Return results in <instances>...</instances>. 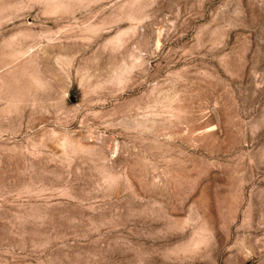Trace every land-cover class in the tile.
Masks as SVG:
<instances>
[{"label":"rangeland","instance_id":"obj_1","mask_svg":"<svg viewBox=\"0 0 264 264\" xmlns=\"http://www.w3.org/2000/svg\"><path fill=\"white\" fill-rule=\"evenodd\" d=\"M0 264H264V0H0Z\"/></svg>","mask_w":264,"mask_h":264}]
</instances>
